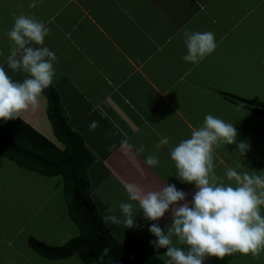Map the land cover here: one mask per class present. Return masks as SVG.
Listing matches in <instances>:
<instances>
[{
  "label": "crops",
  "instance_id": "1",
  "mask_svg": "<svg viewBox=\"0 0 264 264\" xmlns=\"http://www.w3.org/2000/svg\"><path fill=\"white\" fill-rule=\"evenodd\" d=\"M31 3L33 0H0V65L13 81L22 82L27 73L13 72L5 63L12 48L7 31L20 15L45 23L50 31L43 46L57 57L51 86L68 126L81 136L94 159L86 174L96 211L104 221L108 208L119 216L121 202L133 203L136 230L106 222L119 244L150 252L166 264V249L154 248L150 242L156 238L148 228L157 223L166 232L172 223L171 208L158 221H148L138 202L129 200L125 185L135 183L145 191L175 185L186 193L184 202L190 204L197 189L177 178L170 152L190 138L189 125L199 128L208 114L233 123L236 143L249 144L243 156L236 144L215 147L216 176L235 186L225 176L228 168L264 175V116L233 101L236 97L256 98L264 103V0H35L34 8L29 7ZM185 31H211L218 47L200 63H187L182 59L186 55ZM46 108L42 94L34 109L18 117L63 149ZM94 120L98 127L90 131ZM164 136L169 143L157 147ZM123 140L134 148H122ZM140 146L145 151L137 154L135 149ZM149 154L158 158V166L145 164ZM57 177L19 168L0 156L2 264H77L73 256L43 258L28 244L34 238L58 247L79 235L67 212L62 182L61 197L51 201L55 190H50L49 182ZM42 211L49 215L36 218ZM261 213L264 215V206ZM38 218L42 229L35 233L28 226ZM138 231L139 235L150 233V237L139 244L133 236ZM223 259L231 264H264V252L259 257L234 253Z\"/></svg>",
  "mask_w": 264,
  "mask_h": 264
},
{
  "label": "clouds",
  "instance_id": "2",
  "mask_svg": "<svg viewBox=\"0 0 264 264\" xmlns=\"http://www.w3.org/2000/svg\"><path fill=\"white\" fill-rule=\"evenodd\" d=\"M29 7H36L35 0ZM199 7L204 10L202 4ZM49 31L43 21L32 16L14 17L13 26L7 31L12 48L5 63L11 71L27 73V77L22 82L13 81L4 65H0V120H16L22 112L34 109L44 90L52 85L55 76L53 64L57 57L43 46ZM183 35L186 55L182 59L187 63H200L218 47L211 31H185ZM98 123L92 121L89 130H95ZM189 128L190 138L172 148L170 158L175 164L177 178L195 185L197 189L190 204L184 202L186 193L177 190L175 185L165 184L159 191H145L135 183L125 185L129 200L138 202L146 220L158 221L171 208L172 223L166 232L157 223L148 228L156 238L150 243L156 250L166 249L163 255L168 258L166 264H204L206 258L222 260L234 253L259 257L264 252V215L261 213L264 175L254 171L240 173L228 168L225 176L228 181H234L233 186L216 176L213 165L215 147L236 144L237 152L243 156L249 144L246 141L237 144V130L233 123L212 114L205 116L199 128L191 125ZM168 143L167 136L161 137L157 147ZM121 147L131 150L134 145L123 140ZM135 151L139 154L145 148L140 146ZM145 164L156 167L159 160L154 154H149ZM177 202L183 203L176 206ZM133 207V203L121 202L120 215L108 208L104 219L114 225L123 223L126 228H132L136 226ZM109 251L104 248L103 255H108ZM72 259L79 264L76 256Z\"/></svg>",
  "mask_w": 264,
  "mask_h": 264
},
{
  "label": "trees",
  "instance_id": "3",
  "mask_svg": "<svg viewBox=\"0 0 264 264\" xmlns=\"http://www.w3.org/2000/svg\"><path fill=\"white\" fill-rule=\"evenodd\" d=\"M42 94L47 100L46 113L54 136L63 149L17 117L7 122L0 120V156L19 168L45 177L62 178L67 212L79 235L58 247L30 238L29 246L50 260L75 255L85 264H165L149 253L119 244L111 236L90 197L86 171L94 159L81 136L68 126L54 88L50 86ZM234 100L240 106L264 116V103L258 99L236 97ZM104 248L110 250L108 255H103Z\"/></svg>",
  "mask_w": 264,
  "mask_h": 264
},
{
  "label": "rangeland",
  "instance_id": "4",
  "mask_svg": "<svg viewBox=\"0 0 264 264\" xmlns=\"http://www.w3.org/2000/svg\"><path fill=\"white\" fill-rule=\"evenodd\" d=\"M5 56L6 55H4V56H1V60H4L5 59ZM259 90V89H258ZM260 91V90H259ZM262 97V99H263V96H261ZM54 144V143H53ZM56 145V144H55ZM58 178V177H57ZM57 178H54L53 180H50V190L52 191V190H55L53 193H52V196H51V201L53 202L54 201V199L56 198L57 200H58V198L59 197H61V191H59V184L62 182V178L59 176V178H61V179H57ZM47 181V180H46ZM61 200H62V198H61ZM110 204L112 205V207H113V202H110ZM27 211H30L27 207H24ZM41 215H38V216H36V218L37 217H42V216H44V217H47L48 215H49V213L48 212H46V211H42L41 213H40ZM47 220V219H46ZM101 220H102V222L104 223V225H105V227L107 228V230L110 232V233H112L115 237L117 236L116 235V233L114 232V229L104 220L103 221V219L101 218ZM41 222V219H39L38 218V220H34L33 222H31L30 224H29V226L28 227H30L31 228V230L32 231H34L35 233H37L40 229H42V227L40 228V227H38V225L40 224L39 222ZM45 225V224H44ZM134 228V227H133ZM128 229V228H127ZM135 230H136V228H134ZM133 233V232H132ZM138 233H140V231H138L137 233H133V236H136V241H138V243L140 244V243H143L144 242V240H146L147 238H149L150 237V233H142L141 235H139ZM75 238V237H74ZM72 239V238H71ZM118 243L120 242L119 241V239H117V237H116V239H115ZM180 247H183V246H180ZM146 252V251H145ZM147 253H149L150 254V252H147ZM152 255H154V254H152ZM155 256V255H154ZM1 261H3V259L1 260ZM222 261L224 262V263H222L219 259H213V260H209V258H206L205 259V261H204V264H220V263H222V264H231V263H229V262H225L226 260L225 259H222ZM0 264H2L1 262H0ZM4 264H7V263H4ZM10 264H11V262H10ZM238 264H247L245 261L243 262H241V263H238Z\"/></svg>",
  "mask_w": 264,
  "mask_h": 264
}]
</instances>
